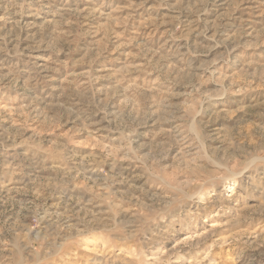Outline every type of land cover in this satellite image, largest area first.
Masks as SVG:
<instances>
[{
    "label": "rangeland",
    "instance_id": "1",
    "mask_svg": "<svg viewBox=\"0 0 264 264\" xmlns=\"http://www.w3.org/2000/svg\"><path fill=\"white\" fill-rule=\"evenodd\" d=\"M0 264H264V0H0Z\"/></svg>",
    "mask_w": 264,
    "mask_h": 264
},
{
    "label": "bare ground",
    "instance_id": "2",
    "mask_svg": "<svg viewBox=\"0 0 264 264\" xmlns=\"http://www.w3.org/2000/svg\"><path fill=\"white\" fill-rule=\"evenodd\" d=\"M186 26V25H185ZM50 215V214H49Z\"/></svg>",
    "mask_w": 264,
    "mask_h": 264
}]
</instances>
